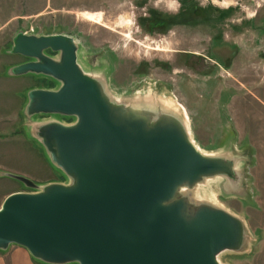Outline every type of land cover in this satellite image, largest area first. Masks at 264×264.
<instances>
[{"label": "water", "instance_id": "95a60500", "mask_svg": "<svg viewBox=\"0 0 264 264\" xmlns=\"http://www.w3.org/2000/svg\"><path fill=\"white\" fill-rule=\"evenodd\" d=\"M66 34L17 32L9 52L30 60L10 75L41 74L58 81L31 89L23 113L58 114L36 137L65 181L37 184L0 171L27 190L0 205V250L25 247L46 264H222L250 238L245 221L192 190L206 179L240 193L246 158L205 153L181 111L166 104H131L110 96L77 58ZM49 52H55L51 55ZM227 189V190H228Z\"/></svg>", "mask_w": 264, "mask_h": 264}, {"label": "rangeland", "instance_id": "374dc122", "mask_svg": "<svg viewBox=\"0 0 264 264\" xmlns=\"http://www.w3.org/2000/svg\"><path fill=\"white\" fill-rule=\"evenodd\" d=\"M179 1L0 0V171L41 185L65 181L66 175L50 163L30 133L57 117L65 122L72 118L58 114L29 118L23 113L29 90L54 88L58 81L33 73L10 75L7 69L26 59L9 52L17 32L66 34L78 44L82 68L99 78L110 96L131 104H166L184 114L203 152L246 158V165L238 166L243 172L237 181L243 185L240 193L224 187L222 177H213L193 189L192 196L239 216L250 231L243 251L219 255L222 264H264V0H189L193 15L212 16L224 33H232L233 25L238 30L234 37L240 49L238 68L213 70L204 61H193L192 68L177 66L181 53L174 51L189 48L176 43L184 31L204 37L212 27L175 26L166 35L141 28L139 17L148 10L174 13ZM222 10H230V15L220 22L216 16ZM205 42L191 49L210 56ZM15 187L27 190L21 182L0 175V198Z\"/></svg>", "mask_w": 264, "mask_h": 264}, {"label": "flooded vegetation", "instance_id": "af4514ba", "mask_svg": "<svg viewBox=\"0 0 264 264\" xmlns=\"http://www.w3.org/2000/svg\"><path fill=\"white\" fill-rule=\"evenodd\" d=\"M179 7L180 8L174 13L158 11L157 14H152V12H150L151 10H148V13L139 17L142 30L148 34L166 35L170 28L175 26H182L186 29H191L199 25L212 27L213 30L206 32L204 37L200 35L197 36V33L186 30L176 38V43L184 44L185 46L188 45L187 47L189 48L174 50L175 52L181 53L179 54L180 61L176 60L175 65H184L185 67L192 68L194 64L193 61H204L210 70L217 68L237 69L240 63V49L238 43L234 40L235 33L238 34V30L235 31L236 26H231L232 30L229 32L232 33H224L218 30L211 18L212 16L193 15L189 0H180ZM205 9L208 11L212 10L207 6H205ZM229 15L230 10H222L218 12L216 18L221 22L227 20ZM229 34H232V39H230ZM203 39L206 41L204 43L206 45L205 50L210 56L191 49L192 45H201ZM82 58L84 61H87V56H82ZM94 58H96V55L92 56L93 60ZM28 60H30V58L26 57L22 62Z\"/></svg>", "mask_w": 264, "mask_h": 264}, {"label": "crops", "instance_id": "0c3cea01", "mask_svg": "<svg viewBox=\"0 0 264 264\" xmlns=\"http://www.w3.org/2000/svg\"><path fill=\"white\" fill-rule=\"evenodd\" d=\"M19 190L21 189L15 187L12 188L10 191L5 192L0 198V205L3 199L8 194ZM0 264H46V263L34 259L25 247L18 244H11L7 249L0 250ZM69 264H76V263H69Z\"/></svg>", "mask_w": 264, "mask_h": 264}, {"label": "bare ground", "instance_id": "6f19581e", "mask_svg": "<svg viewBox=\"0 0 264 264\" xmlns=\"http://www.w3.org/2000/svg\"><path fill=\"white\" fill-rule=\"evenodd\" d=\"M87 19H88V20H92V21H94V19L92 18V16H88ZM187 117H188V116H187Z\"/></svg>", "mask_w": 264, "mask_h": 264}, {"label": "built area", "instance_id": "2783aa9c", "mask_svg": "<svg viewBox=\"0 0 264 264\" xmlns=\"http://www.w3.org/2000/svg\"><path fill=\"white\" fill-rule=\"evenodd\" d=\"M33 31V29H31V30H29V31H27V32H32Z\"/></svg>", "mask_w": 264, "mask_h": 264}]
</instances>
